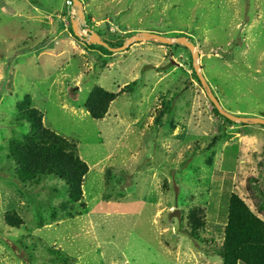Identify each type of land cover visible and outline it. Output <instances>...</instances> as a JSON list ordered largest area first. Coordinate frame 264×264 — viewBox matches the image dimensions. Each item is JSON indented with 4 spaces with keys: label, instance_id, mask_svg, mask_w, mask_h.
<instances>
[{
    "label": "rangeland",
    "instance_id": "rangeland-1",
    "mask_svg": "<svg viewBox=\"0 0 264 264\" xmlns=\"http://www.w3.org/2000/svg\"><path fill=\"white\" fill-rule=\"evenodd\" d=\"M79 1L82 34L172 43L108 55L71 34L70 0H0V264H59L48 248L72 264H221L206 252L222 241L232 194L264 222V128L225 123L194 66L222 110L264 119V0ZM96 87L117 95L101 120L85 107ZM20 107L76 146L89 169L78 202L54 177H15L6 153L28 132L10 125Z\"/></svg>",
    "mask_w": 264,
    "mask_h": 264
},
{
    "label": "trees",
    "instance_id": "trees-1",
    "mask_svg": "<svg viewBox=\"0 0 264 264\" xmlns=\"http://www.w3.org/2000/svg\"><path fill=\"white\" fill-rule=\"evenodd\" d=\"M69 31L73 35L71 26ZM105 41L111 48L122 46L121 43ZM100 49L108 55L111 54L103 47ZM132 86L133 84L130 87ZM116 97V94L104 91L100 87L94 88L85 103L89 116L94 120L103 119ZM213 112L219 115L214 108ZM223 120L230 123L225 118ZM24 124L28 126V132L12 137L7 146L6 158L14 165L15 177L22 184L43 177H54L62 181L68 189L70 202L72 204L78 202L83 194L81 185L89 169L79 158L76 146L46 129L37 110L20 107L10 125L23 127ZM197 213L191 212L188 216L191 238L199 237L198 232L203 227ZM5 222L11 228L18 225L15 215L11 212H7ZM47 251L49 257L59 264L74 262L58 249L48 248ZM206 255L220 258L221 264H264V222L235 194L229 198L222 241L214 250L206 252Z\"/></svg>",
    "mask_w": 264,
    "mask_h": 264
},
{
    "label": "water",
    "instance_id": "water-1",
    "mask_svg": "<svg viewBox=\"0 0 264 264\" xmlns=\"http://www.w3.org/2000/svg\"><path fill=\"white\" fill-rule=\"evenodd\" d=\"M70 1H71L72 6L76 9L75 19L71 20V25H70L71 30H72L73 35L75 37L82 39L86 44H95L99 47L105 48L106 50H108L111 53H114V52H118V51H123L128 44L132 43V41H142L145 39L156 38V39H158V40H160L166 44L172 43V41H170V40H165V39L159 38L155 35L146 34L142 37H136L135 36V37L129 39L125 44H123L122 46H120L118 48H111L108 46L106 41L101 39L97 33L91 31L90 29H86L85 34H82V32H80L81 26L84 24V17H85L83 5L79 0H70ZM176 42L181 43L185 48H187L190 51V53L192 54L193 60H195L197 58V54L194 51L195 46L193 43L188 42L185 37L178 38L176 40ZM194 70L196 72L197 78H198L201 86L205 89L212 106L214 107V109L217 111V113L220 116H222L223 118L227 119L230 122H239V123H243V124H257V125L264 126V119L263 118L237 117V116L231 115V114L225 112L224 110H222L217 99L212 94V91H211L209 85L207 84V82L202 77V74L199 72V70H200L199 66L195 65ZM170 216L175 217V218H179V216H180L179 210H177V209L174 210L170 214Z\"/></svg>",
    "mask_w": 264,
    "mask_h": 264
},
{
    "label": "built area",
    "instance_id": "built-area-1",
    "mask_svg": "<svg viewBox=\"0 0 264 264\" xmlns=\"http://www.w3.org/2000/svg\"><path fill=\"white\" fill-rule=\"evenodd\" d=\"M69 4H71V2H68Z\"/></svg>",
    "mask_w": 264,
    "mask_h": 264
},
{
    "label": "clouds",
    "instance_id": "clouds-1",
    "mask_svg": "<svg viewBox=\"0 0 264 264\" xmlns=\"http://www.w3.org/2000/svg\"><path fill=\"white\" fill-rule=\"evenodd\" d=\"M71 2V1H70Z\"/></svg>",
    "mask_w": 264,
    "mask_h": 264
}]
</instances>
